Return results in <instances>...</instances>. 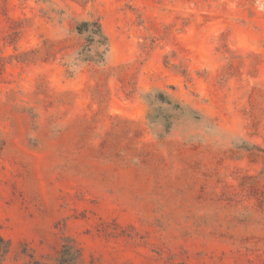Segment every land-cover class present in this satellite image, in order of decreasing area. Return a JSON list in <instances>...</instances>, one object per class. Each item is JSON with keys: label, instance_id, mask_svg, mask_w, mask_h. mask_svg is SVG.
I'll return each instance as SVG.
<instances>
[{"label": "rangeland", "instance_id": "obj_1", "mask_svg": "<svg viewBox=\"0 0 264 264\" xmlns=\"http://www.w3.org/2000/svg\"><path fill=\"white\" fill-rule=\"evenodd\" d=\"M0 237L264 264V0H0Z\"/></svg>", "mask_w": 264, "mask_h": 264}, {"label": "trees", "instance_id": "obj_2", "mask_svg": "<svg viewBox=\"0 0 264 264\" xmlns=\"http://www.w3.org/2000/svg\"><path fill=\"white\" fill-rule=\"evenodd\" d=\"M90 26L95 27V31H91ZM79 34H87L89 38L94 39V36H99L100 38L106 40L102 32L101 25L99 23H81L77 28ZM10 251V243L5 241L2 237H0V253L1 258L4 260L5 256ZM81 259V251L76 247L74 241L70 239H64L58 263L59 264H78Z\"/></svg>", "mask_w": 264, "mask_h": 264}]
</instances>
